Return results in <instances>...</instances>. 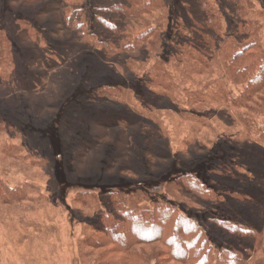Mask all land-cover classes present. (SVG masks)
<instances>
[{
	"label": "rangeland",
	"instance_id": "1",
	"mask_svg": "<svg viewBox=\"0 0 264 264\" xmlns=\"http://www.w3.org/2000/svg\"><path fill=\"white\" fill-rule=\"evenodd\" d=\"M165 1L169 7L174 0ZM196 2L199 0H178L183 13L170 15L174 20L170 26L166 15L152 16L155 24H163V28L154 32L150 41L156 43L155 49L161 48L163 42L161 57L166 63L160 68L168 74L167 87L148 90L153 77L145 81V67L154 68V75L158 70L155 62L151 63L156 58L152 56L147 63L145 54L126 55L124 63H105L95 53L87 54L80 65L79 51L66 47L62 54L65 62L45 71L43 63H37V58H43L41 50L50 44L55 49L54 44L62 45V40L67 39L60 25L62 0H0V34L12 41L18 69L13 74L18 78L11 77L15 84L12 90L0 84V181L11 187L30 185V196L23 204L0 201V264H88L86 237L95 216L92 196H100L107 189L122 191L131 208H150L163 197L153 188L172 180L176 186L182 175L203 181L214 177L216 171L227 173L232 165L246 169V187L241 190L246 198L234 203L244 211L241 214L246 224H252L263 235L264 244V145L250 121L264 117V93L240 108L241 85L224 75L219 58L206 61L203 70L189 66L182 56L181 63L169 58L177 52L182 54L175 48L178 20L198 28L202 25L203 32H209L193 9H197ZM211 2L221 11L225 29L230 30L235 23L232 1ZM198 41L192 40L195 48L200 45ZM205 42L201 45L204 49ZM211 47L212 44L208 54L213 52ZM27 75L31 82L20 89L18 79L27 81ZM122 83L129 111L125 105L122 112L105 101L98 109L90 106L101 88ZM218 85L226 92L221 94ZM146 86L153 94L150 100H145L143 94ZM196 92L200 94L198 101L191 103L192 93ZM67 99H72L68 115L61 109ZM99 115L108 119L122 116L124 124L107 120L108 124L101 126L95 119ZM59 122L61 146L53 141L55 136L50 130ZM38 125L46 129L38 130ZM42 131L43 136L36 135ZM15 146L19 149L13 152ZM227 177L228 183L234 179L231 174ZM182 199L188 205L197 204L187 193H182L179 200ZM144 250L151 253L161 248L147 246Z\"/></svg>",
	"mask_w": 264,
	"mask_h": 264
},
{
	"label": "trees",
	"instance_id": "2",
	"mask_svg": "<svg viewBox=\"0 0 264 264\" xmlns=\"http://www.w3.org/2000/svg\"><path fill=\"white\" fill-rule=\"evenodd\" d=\"M230 1L234 4L233 15L235 17V23L230 25V30L225 29L222 13L215 8L211 0L196 2L197 9L195 6L193 9L197 11L198 15H201L206 29L210 33L205 34L202 25L198 28L196 24L186 25L178 20L179 24L175 26L176 34H178L175 48L179 49L182 54L179 55L175 49L176 56L168 57L170 60L174 58V63L175 61L181 63L180 59L183 57L189 61L187 62L188 65L190 64L189 66H194L198 70H203L206 61L212 57H214L213 60L219 58V61L223 63L224 75L235 84L241 85L240 99L243 98V103L240 108H244L251 103L254 96L264 93H261L264 90V0ZM192 2L190 1L191 4ZM168 4L165 0H62L60 25L61 30L65 31L67 39L62 40V45L54 44L55 49L50 44V47L41 50L44 59L37 58V63L42 62L41 65L45 71L56 69L57 66L65 62V56L62 54L66 47L72 48L75 52L79 51L78 63L80 65L83 64L82 61L87 54L95 53L104 62L119 60L122 63H124L126 55L129 56L133 53L142 57L145 54V59L149 60L147 63L150 62L152 56L156 58L151 63L155 62V68L158 70V73L154 75V68L145 67L148 70L145 81L148 82L153 77V83L147 85L148 90L154 86L157 89H163V87H167L165 78L168 74L167 70L161 71L160 68L163 62L166 63V60L161 57L164 54L161 51L164 44L161 42L162 47L155 49L156 43H152L150 38L154 32L163 28V24H157V26L153 20V17H158L156 16L158 13L162 16L166 15V23L169 26L174 22L171 18L172 14L183 13L178 0H174L169 7ZM194 14L196 15V13ZM170 15L171 17H169ZM193 38L200 39L198 48L194 47ZM32 40L34 41V38ZM204 41H206V49L201 46ZM210 44L213 45L216 53L211 47L213 52L208 54ZM147 45L152 48H148ZM13 51L12 41L1 33L0 84L9 85L11 90L15 85L11 77L18 78L13 76L18 70L14 63L17 55H14ZM204 56L207 57L206 60L202 58ZM34 58L35 55H32V65ZM132 62L138 63L135 60ZM144 62L141 63L144 64ZM178 67L180 68L181 65L179 64ZM118 68L124 75V68L122 66ZM184 68L186 69V67ZM20 70L23 74H27L22 67ZM27 78L25 79L27 81L18 79L16 85L20 89L25 88L24 84L31 82L30 76ZM153 79L158 83L156 84ZM147 86L143 94H145V100H150L153 94L152 91L146 89ZM218 86L217 89L221 94L226 92L222 85ZM179 88L178 85L177 89L179 90ZM30 92L37 91L30 90ZM87 92L90 94V91ZM123 92L124 83L103 87L95 94L98 97L91 101L90 106L98 109L105 101L113 103L122 112H124L125 105L129 111V106L124 104ZM192 95L191 103L195 100L198 101L200 94L196 92ZM71 102L72 99H67L61 108L67 115ZM214 102L217 100L215 99ZM218 102L221 104L224 103V100ZM73 111L75 112V110ZM73 111L72 113H74ZM95 119L99 124H102L101 126L107 125V120H114L115 123L112 124L115 125L124 124L122 116H112L108 119L106 115H99ZM250 121L259 140L264 145V117ZM59 124L60 122L58 126L54 124L50 130L55 136L53 141L61 146ZM43 126L35 127L38 130H45L46 126ZM153 132L157 134L156 128L153 129ZM36 135L43 136L44 131ZM50 140L52 142V139ZM14 149L18 150L19 147L15 146L13 152H15ZM9 153L11 154L12 151ZM227 170L229 173L216 171L213 174L214 177H207L206 180L202 179L203 181L193 175H182L181 179L176 180V186L173 180L170 183L159 185L153 188V191L163 194V197H159L156 204L150 208H131L122 191L107 189L103 190L104 192L100 196H92L91 204H93L95 216L88 227L86 237L85 250L86 257L89 258L87 263L264 264L263 235L255 230L252 224H246L241 214L244 211L234 203V200L246 198V196H242L241 192V190L245 191L243 188L246 187L244 185L246 169L232 165ZM176 171H178L177 168ZM229 174L236 180L232 179L228 183L227 175L229 176ZM182 193L189 194L197 204L188 205L183 199L180 201ZM29 194L30 185L11 187L4 181H0V201L13 205L23 204L28 201ZM89 196L87 195V197ZM147 246H159L161 250L148 253L144 250ZM180 246H183L184 249H181ZM160 257L164 258V261H160Z\"/></svg>",
	"mask_w": 264,
	"mask_h": 264
},
{
	"label": "crops",
	"instance_id": "3",
	"mask_svg": "<svg viewBox=\"0 0 264 264\" xmlns=\"http://www.w3.org/2000/svg\"><path fill=\"white\" fill-rule=\"evenodd\" d=\"M199 164H200V162H199Z\"/></svg>",
	"mask_w": 264,
	"mask_h": 264
}]
</instances>
